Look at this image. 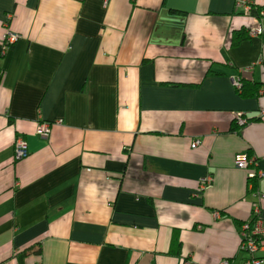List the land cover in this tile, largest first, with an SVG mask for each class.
<instances>
[{"label":"crops","instance_id":"obj_1","mask_svg":"<svg viewBox=\"0 0 264 264\" xmlns=\"http://www.w3.org/2000/svg\"><path fill=\"white\" fill-rule=\"evenodd\" d=\"M255 24L234 0H0V264H245L264 23L233 40Z\"/></svg>","mask_w":264,"mask_h":264},{"label":"built area","instance_id":"obj_2","mask_svg":"<svg viewBox=\"0 0 264 264\" xmlns=\"http://www.w3.org/2000/svg\"><path fill=\"white\" fill-rule=\"evenodd\" d=\"M234 4L243 14L252 15L256 19V24L248 29V35L254 36L261 33L264 23V8L259 10L258 16H255L252 14V10L256 5L255 0H234ZM17 37V34L8 31L3 38L4 47L16 41ZM234 85L240 87L239 79L234 80ZM243 114L244 113H237L235 115L237 123H245V118L242 117ZM261 117L264 118V112L261 113ZM56 122H60V120H56ZM50 127L51 122L40 120L36 126V133L43 138H47L50 134ZM199 144L200 139L194 138L191 147H196ZM27 154L26 141L20 136L16 137L14 140V158L22 159L26 157ZM233 161L236 168L249 170L248 176L250 181L264 176V171L252 169L254 158L245 152L236 153L233 157ZM211 180V175L205 176L201 181L202 186L209 185ZM253 195L257 200L264 197V195L257 190ZM251 214V219L243 222L240 227V250L245 253L247 257L245 264H264V218L260 216L259 207L257 206L253 208Z\"/></svg>","mask_w":264,"mask_h":264},{"label":"trees","instance_id":"obj_3","mask_svg":"<svg viewBox=\"0 0 264 264\" xmlns=\"http://www.w3.org/2000/svg\"><path fill=\"white\" fill-rule=\"evenodd\" d=\"M263 8H264V6L255 5L254 9L252 10V14L255 16H258L259 10H261ZM236 35H237L236 38L233 40L235 43L238 42L240 39H244V38H247L249 36L247 30H245L244 32H241L239 34H236ZM239 82H240V87H237L238 91L242 95H246L247 94L246 93L247 92V89H246L247 81L245 79L239 78ZM261 87H262L261 84H259V85L257 84V86L254 89V92L258 93V91ZM242 117L245 118V123H247V122H249V120H251V118H249L245 113L243 114ZM258 118L262 119L263 117L259 116ZM244 124H239V123H237L236 119H234L233 124H232V130L238 131L240 129V127H242ZM247 154L249 156H252L248 152H247ZM254 160H255V158H254ZM252 181H256V180H252ZM178 247H179V245H178Z\"/></svg>","mask_w":264,"mask_h":264},{"label":"bare ground","instance_id":"obj_4","mask_svg":"<svg viewBox=\"0 0 264 264\" xmlns=\"http://www.w3.org/2000/svg\"><path fill=\"white\" fill-rule=\"evenodd\" d=\"M236 86V85H235ZM237 87V86H236Z\"/></svg>","mask_w":264,"mask_h":264},{"label":"rangeland","instance_id":"obj_5","mask_svg":"<svg viewBox=\"0 0 264 264\" xmlns=\"http://www.w3.org/2000/svg\"><path fill=\"white\" fill-rule=\"evenodd\" d=\"M256 3V2H255ZM257 5V4H256Z\"/></svg>","mask_w":264,"mask_h":264}]
</instances>
